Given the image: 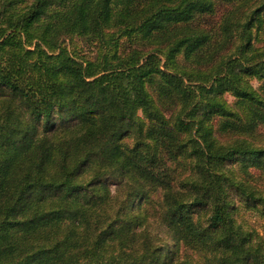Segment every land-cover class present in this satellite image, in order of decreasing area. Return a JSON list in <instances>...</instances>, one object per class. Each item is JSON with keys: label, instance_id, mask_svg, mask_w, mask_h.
<instances>
[{"label": "trees", "instance_id": "trees-1", "mask_svg": "<svg viewBox=\"0 0 264 264\" xmlns=\"http://www.w3.org/2000/svg\"><path fill=\"white\" fill-rule=\"evenodd\" d=\"M242 203L264 0H0V264H264Z\"/></svg>", "mask_w": 264, "mask_h": 264}, {"label": "rangeland", "instance_id": "rangeland-1", "mask_svg": "<svg viewBox=\"0 0 264 264\" xmlns=\"http://www.w3.org/2000/svg\"><path fill=\"white\" fill-rule=\"evenodd\" d=\"M76 47H77L76 50L78 51V53L83 54L88 57L93 56V54L91 53V48L90 46L87 45V43H84L78 40ZM251 83L255 87L259 86L256 80H252ZM224 98L230 103H233V101L235 100L232 97V95L229 93H225ZM155 199H157V195L155 196ZM237 206H238V210L235 214L236 220L244 222L249 227L256 229V231L260 235L264 236V216H261L260 214H258V212L254 209L246 208L243 203L238 204Z\"/></svg>", "mask_w": 264, "mask_h": 264}]
</instances>
